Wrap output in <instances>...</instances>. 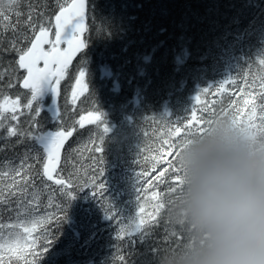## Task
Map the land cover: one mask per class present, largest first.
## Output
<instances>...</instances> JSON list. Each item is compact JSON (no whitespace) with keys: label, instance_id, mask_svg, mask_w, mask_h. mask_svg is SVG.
I'll list each match as a JSON object with an SVG mask.
<instances>
[{"label":"trees","instance_id":"trees-1","mask_svg":"<svg viewBox=\"0 0 264 264\" xmlns=\"http://www.w3.org/2000/svg\"><path fill=\"white\" fill-rule=\"evenodd\" d=\"M8 2L3 0L5 5ZM63 2L19 0L18 10L26 15L28 5L32 4L33 16L45 11L44 22L47 23L48 14ZM88 5L87 46L65 71L58 106L66 126L75 127L67 143L79 149L73 153L79 161L75 165L76 174L87 178L94 174L97 183H104L106 188L118 186L120 195L116 200L105 197L93 207L86 201L71 200L67 204V196L57 191L59 186L47 182L32 206L36 209L35 216L47 217L49 222L38 225L32 234L35 248H30L29 252L37 255L34 260L29 256V260L33 264H157V256L164 249L185 242L183 226L173 218L168 221L167 209L161 213L159 226L152 228L143 241L127 236L118 239L114 220L107 219L104 210L135 212L134 203L126 206L128 201L124 198L128 186L133 189L135 186L132 173L138 169L151 171L152 164L156 163L151 159L154 140L164 133L165 123L171 117H181L193 104H198L194 99L196 95L204 99L214 97L209 107L217 114L221 108H228L227 86L223 92L217 91L220 83L212 86L220 69L231 70L230 55L240 56L241 61L236 60L238 68L249 69L242 77H237V82L241 78L251 81L264 73V66L259 64L264 58V0H88ZM15 19L12 16L11 22ZM2 24L0 21V31ZM5 36L10 37L11 32ZM6 46L5 39L0 48ZM11 60V52H0V69H7ZM80 70L85 71L83 83L87 91L73 104L72 94L78 89L76 79ZM0 75L4 72L0 71ZM205 88L207 92L203 91ZM19 91L26 102L27 90L20 88ZM259 92L256 87L254 93ZM2 94L16 93L5 90ZM52 98L50 93L48 101L44 100L45 111L36 117L41 130L58 127L51 123L52 112L48 111L56 107L48 104ZM36 106L34 103V108ZM89 111L101 113V120L81 128L76 121L79 115ZM164 113L168 115L161 121ZM34 115V111L29 113L25 109L21 119L26 121ZM105 125L108 133L103 132ZM23 126L30 127L27 123ZM101 137L104 151L96 154L93 142L100 144ZM0 145H7L0 151V164L18 161L26 151L33 154L40 151L31 140L15 144V139L7 142L0 139ZM100 159L103 163H94ZM159 166L153 176L159 173ZM98 169H103V176ZM2 171L0 168V173ZM165 188L160 185L161 191ZM39 189L37 184L36 190ZM98 191V188H88L78 193L93 195ZM167 199L165 197V201ZM54 205L66 208L65 218ZM11 207L15 209L14 200ZM8 208V204L0 205V221L8 222L10 216L13 222L24 219L22 210L17 216ZM173 231L175 235H171ZM46 235L52 239L51 245L46 243ZM45 247L49 248L46 253Z\"/></svg>","mask_w":264,"mask_h":264},{"label":"snow or ice","instance_id":"snow-or-ice-1","mask_svg":"<svg viewBox=\"0 0 264 264\" xmlns=\"http://www.w3.org/2000/svg\"><path fill=\"white\" fill-rule=\"evenodd\" d=\"M18 4L19 0H9L7 5L0 0V21L3 22L0 44L7 40V46L0 48V52L12 53L8 68L0 69L4 72V75H0V94L5 90L9 92L15 90L16 93L0 96V139L6 142L15 139V144L31 140L40 151L34 154L26 151L18 161L9 160L0 164V168H3L0 173V205L8 204V211H15L17 216L21 210L24 214V219H17L15 222L12 221L11 216L8 222L0 221V264H12L13 261L16 264L20 262L33 264L29 256H32L34 260L37 253L29 252L30 248H35V239H32V234L37 230L38 225L49 222V218L35 216L36 209L32 205L47 182H52L53 186H59L57 191L67 196V204L76 196L73 189L82 192L88 188H98L101 194L105 189V184L97 183L94 174L90 178L76 174L75 165L79 161L75 159L73 153L79 152V149H73L71 143H67L69 138L73 137L75 127L66 126L58 106V98L61 95L60 84L65 71L73 57L87 46L80 36L85 30L83 21L86 0H64L48 14L50 19L47 23L44 22L45 11L38 12L34 17V6L29 4L25 15L18 10ZM42 7L46 9L47 6ZM12 16L16 18L14 23L11 22ZM7 32H11L10 37L5 36ZM62 44L66 47L62 48ZM259 64L264 66V58L259 60ZM85 75V71L80 70L79 77L76 79L79 93L73 91V104L76 103L80 94L87 91V85L83 83ZM228 82V80L221 81L217 91L223 92L224 85ZM248 86L249 88L258 87L260 92L257 94L241 90L243 98L233 100L229 97L228 108H221L219 114L204 106L200 110L201 115H198L197 109L192 107L190 118L185 123H165L166 130L160 137L161 143L155 148L157 153L163 152L164 157L152 156L151 159L156 163L152 164L151 172L136 173L135 199L132 208L135 209L134 214L116 208H113L111 212L107 208L104 210L107 219L120 222L118 239L123 240L127 236L139 237L143 241L150 235L152 228L159 226L161 213L165 209L168 211V221L172 220L169 208L183 183L181 168L177 163L180 140L193 134H202L207 125L217 116H229L236 124L257 133H264V73L254 76ZM20 88L27 90L26 102H23L25 96L20 93ZM49 91L53 94V104L56 107L54 111L52 109L48 111L52 112L51 123L58 127L55 130H41L36 117L45 111L44 97ZM203 91L207 92L208 89L205 88ZM194 99L199 103L201 97L196 95ZM34 103L37 105L35 108ZM25 109L29 113L34 111L35 115L22 121L21 117ZM245 109H247L246 112ZM203 113L207 115L204 116ZM241 113L245 114L241 115ZM167 115L168 113H164L160 118L161 121H164ZM101 116L99 112L89 111L87 114L79 115L76 123L83 128L85 124H96L101 120ZM26 123L30 127H24ZM108 131L105 125L103 132L108 133ZM100 139V144L93 142V151L96 154H102L104 151L103 137ZM6 146L0 145V151ZM94 163H103V160H94ZM157 165H163L162 170L153 176L152 173L157 171ZM98 171L103 176V169ZM145 176L150 178L145 180ZM153 180L156 181L155 184ZM37 184L40 185L39 190H36ZM160 185L166 186L164 191L160 190ZM148 189H152L151 192ZM48 190L50 191L51 188ZM93 196L96 197L97 193L93 192ZM165 197H168L167 201ZM13 200L15 209L11 207ZM53 207H56L65 218V207L55 205ZM171 235H175V232L173 231ZM44 239L48 245L53 243L47 235ZM48 250V247L44 248L45 253ZM165 250L167 249L163 252ZM120 259L123 260L124 257L121 256Z\"/></svg>","mask_w":264,"mask_h":264},{"label":"clouds","instance_id":"clouds-1","mask_svg":"<svg viewBox=\"0 0 264 264\" xmlns=\"http://www.w3.org/2000/svg\"><path fill=\"white\" fill-rule=\"evenodd\" d=\"M178 147L183 183L169 214L185 242L157 264H264V133L217 116Z\"/></svg>","mask_w":264,"mask_h":264},{"label":"rangeland","instance_id":"rangeland-1","mask_svg":"<svg viewBox=\"0 0 264 264\" xmlns=\"http://www.w3.org/2000/svg\"><path fill=\"white\" fill-rule=\"evenodd\" d=\"M264 36V34H263ZM229 56V55H228ZM237 61H241L240 60V56L236 53H233V55H230L228 58V66L231 67L230 71H224V69H220L219 71V75L217 76V78L214 80V84L212 87H216V83H220L221 81L224 80H228L229 82L226 83L224 86H227L226 91L227 94L231 97V99L235 100V99H242L243 98V91H252L254 92V90L256 88H249V82L250 79H246V78H241V80L239 82H237L238 78L244 74V72L248 71L249 69H240L237 67ZM238 77V78H237ZM243 90V91H241ZM76 91L79 93V89H76ZM213 100L214 97H208V98H201L200 102L198 104H193L191 106L195 107L197 109V114L201 115V109L204 106L209 107L210 105L213 104ZM48 104L50 106H55L53 104V99H50ZM210 108V107H209ZM227 109V108H225ZM245 111H247V109H245ZM245 113H241V115H244ZM191 115V109H189L185 114H183V116H173L169 119L168 124H176V123H185L187 121L188 118H190ZM203 115L205 116V114L203 113ZM161 137V136H160ZM160 137L156 140H154V148H156V146H158L161 141H160ZM165 148L167 147L166 145L164 146ZM154 156L159 155L161 158L164 157V153H157L155 150H153ZM160 170L162 169L163 165H160ZM137 172H146L144 170L138 169L135 170L132 173V179L133 182L136 181V173ZM151 172V171H150ZM153 175V173H152ZM150 177L145 176L144 179L147 180ZM99 190V189H98ZM152 189H148L149 192H151ZM100 191V190H99ZM97 192V196L94 197L92 194L87 193H78V191H76V189H73V192L75 193V198L72 199V201H86L85 203L88 204H92V207L96 205V203H98V201H100L101 199H106L105 197H107L108 199L111 200H116V198L120 195V188L116 185H113L109 188H106L103 190V193L100 195V192ZM125 196V201H128L125 204L126 206H129V204H133L134 203V199H135V190L133 188H131L130 186H128V189L125 190L124 192ZM134 214V213H133ZM114 224L116 225V229L119 231V227H120V222L117 220H114Z\"/></svg>","mask_w":264,"mask_h":264},{"label":"water","instance_id":"water-1","mask_svg":"<svg viewBox=\"0 0 264 264\" xmlns=\"http://www.w3.org/2000/svg\"><path fill=\"white\" fill-rule=\"evenodd\" d=\"M87 12H88V2H87V0H86V8H85L84 21H83V24H84V28H85V30H84V32H83L82 34H80L81 39H82L84 42H85V40H84V35H85L86 31H87ZM65 47H66V45H65ZM82 50H83V49H82ZM82 50H81V51H82ZM81 51H80V52H81ZM80 52H78V53L76 54V56L73 57V60H72V62L69 64V66L72 65V63H73L74 60L77 58V56L79 55ZM69 139H70V138H69ZM89 264H91V263H89Z\"/></svg>","mask_w":264,"mask_h":264}]
</instances>
